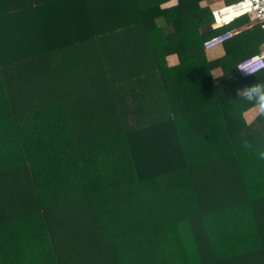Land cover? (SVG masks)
Segmentation results:
<instances>
[{"label": "trees", "instance_id": "obj_1", "mask_svg": "<svg viewBox=\"0 0 264 264\" xmlns=\"http://www.w3.org/2000/svg\"><path fill=\"white\" fill-rule=\"evenodd\" d=\"M167 1L0 0V264H264V33Z\"/></svg>", "mask_w": 264, "mask_h": 264}, {"label": "built area", "instance_id": "obj_2", "mask_svg": "<svg viewBox=\"0 0 264 264\" xmlns=\"http://www.w3.org/2000/svg\"><path fill=\"white\" fill-rule=\"evenodd\" d=\"M210 14L212 17L210 28L213 30L228 25L237 17L247 16L249 25L257 24L264 33V0H234L220 6L211 7ZM234 33L235 30L229 29L215 34L203 42V48L208 50L220 45ZM254 57H260L261 59L254 61ZM235 67L241 76H248L260 69H264V47L258 53L237 62Z\"/></svg>", "mask_w": 264, "mask_h": 264}, {"label": "clouds", "instance_id": "obj_3", "mask_svg": "<svg viewBox=\"0 0 264 264\" xmlns=\"http://www.w3.org/2000/svg\"><path fill=\"white\" fill-rule=\"evenodd\" d=\"M260 59V57L253 58L254 61ZM241 92L244 98L256 109L258 117L264 118V83L258 82L250 87H245L243 90L238 89V94ZM241 146L245 150L254 152L258 160L264 161V137H261L258 142L242 138Z\"/></svg>", "mask_w": 264, "mask_h": 264}, {"label": "crops", "instance_id": "obj_4", "mask_svg": "<svg viewBox=\"0 0 264 264\" xmlns=\"http://www.w3.org/2000/svg\"><path fill=\"white\" fill-rule=\"evenodd\" d=\"M233 1V0H232ZM231 2V1H230ZM175 3V0H169L167 2H165L164 4H162V6H169V5H173ZM229 3V2H228ZM202 4H204V2H202ZM222 4H226L225 0H214L212 3L209 4V8L211 7H216V6H220ZM241 17V16H240ZM239 17L235 18L238 19ZM233 22V21H232ZM230 24V23H229ZM249 25V24H248ZM227 26V25H225ZM224 26V27H225ZM247 24H243L242 26H240L238 29H243L244 27H246ZM223 28V27H222ZM232 29V28H231ZM238 29H233L236 31H238ZM223 43V42H222ZM222 43L220 45L214 46L208 50H205V54L207 56V58H216L219 57L221 55H223V47H222ZM175 62V59H172V62ZM257 114L256 109L254 107H252V118ZM251 118V119H252ZM250 119V120H251ZM249 121V120H247Z\"/></svg>", "mask_w": 264, "mask_h": 264}, {"label": "rangeland", "instance_id": "obj_5", "mask_svg": "<svg viewBox=\"0 0 264 264\" xmlns=\"http://www.w3.org/2000/svg\"><path fill=\"white\" fill-rule=\"evenodd\" d=\"M244 117L246 120H250L252 118V107L244 113Z\"/></svg>", "mask_w": 264, "mask_h": 264}]
</instances>
